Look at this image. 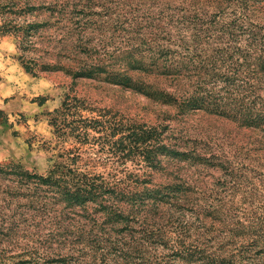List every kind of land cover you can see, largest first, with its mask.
Here are the masks:
<instances>
[{
  "label": "rangeland",
  "instance_id": "rangeland-1",
  "mask_svg": "<svg viewBox=\"0 0 264 264\" xmlns=\"http://www.w3.org/2000/svg\"><path fill=\"white\" fill-rule=\"evenodd\" d=\"M5 3L14 8H0V29L6 24L14 28L46 23L51 13L59 22L50 16L37 33L0 30V166L19 165L46 175L54 164L64 163L125 191L157 189L177 176L189 188V200L179 194L178 203L162 199L157 205L161 216L154 217L153 198L146 196L143 213L156 223L185 225L191 237L201 238L199 247L216 264L229 260L264 264V134L257 135L228 116L181 113L176 106L106 82L114 71L131 76L135 86L151 82L143 73L131 72V59L143 65L192 69L191 65L200 68L198 61L187 65L186 56L199 55L215 60L219 71L228 66V56L238 58V51L249 52L254 63L264 59V33L250 36L251 24L264 26V5L241 19L243 29H233L231 35L226 24L237 18L239 9L236 3L229 5L214 29L199 39L197 17H184L185 0H0V5ZM76 54L107 74L73 80L62 72H39L44 69L42 62L53 64L59 55ZM127 55L131 59L123 60ZM245 79L240 76L235 85ZM158 82L169 89L167 81ZM224 82L210 81L205 91H214L220 100L235 98L249 104ZM191 86H184L182 99L194 93ZM169 91L177 94L172 85ZM54 118L65 124L64 134L51 124ZM78 125L80 132L85 131L79 138L69 132ZM151 128L158 135L149 139ZM136 139L140 142L134 144ZM171 143L190 156H171L163 149ZM156 155L160 164L154 169L149 160ZM144 245L143 258L150 264L171 255L161 247ZM138 260V254L127 259L134 264ZM107 261L112 264L113 259Z\"/></svg>",
  "mask_w": 264,
  "mask_h": 264
},
{
  "label": "trees",
  "instance_id": "trees-1",
  "mask_svg": "<svg viewBox=\"0 0 264 264\" xmlns=\"http://www.w3.org/2000/svg\"><path fill=\"white\" fill-rule=\"evenodd\" d=\"M185 2L187 10L184 17H197L200 23L195 30L199 33L195 35L199 39H203L204 33L214 29L216 20L226 13L229 5L236 3L239 13L236 19L226 24L229 28L228 33L233 29L241 31L243 29L241 19L252 14L255 7L264 5V0H185ZM1 5L0 8L9 7L8 11L14 8L13 4ZM24 6L27 11H32L28 9L30 7L27 4ZM50 16H54L53 13ZM50 16L48 15L46 23H28L26 27L14 28L17 31L23 28L27 34L37 33L39 28L49 22ZM55 20L59 22V18ZM6 25L2 26L1 32H15L11 25L8 27ZM204 25L206 26L202 27ZM250 26L253 28L250 31L251 37L256 38L259 33H264V26L253 24ZM124 58L131 59L129 55L124 56L123 60ZM186 58H189L187 65H191V60L194 59L198 61L200 68L193 65L192 69L177 68L173 64L143 65L141 61L131 59V72L143 73L151 82L146 84L138 81L141 85L135 86L130 82L134 79L122 71H114L108 75L106 82L131 89L159 104L176 106L181 113L204 111L224 118L228 116L229 119L236 120L235 123L241 127L256 131L257 135L264 134V126H261V122L264 123V59H257L254 63L249 52L238 51V58L228 56V66L224 71H219L221 66L215 60L203 59L204 57L200 58L199 55H188ZM85 59L87 57L83 58L80 54L59 55L53 64L42 62L44 69L39 72H62L61 74L73 80L97 79L100 74H107L97 63L87 64ZM117 59L122 60L120 57ZM66 60H71L72 63H67ZM23 68L26 72H31L29 66ZM240 76H246V79L242 85H235ZM161 79L167 81L166 88L171 89V85L174 86V92L177 94L159 87L158 80ZM216 80L225 81V88L232 86L235 95L241 100L248 98L249 104L245 105L235 98H232V101L220 100L214 91H205L206 84ZM190 83L195 86H191L194 87V93L182 99L179 94L185 92L184 86ZM245 85L248 86L247 89ZM230 96L232 97V94ZM258 106L260 109L256 110L255 107ZM225 113L228 115H224ZM51 124L57 132L65 133L66 126L61 121L57 122L54 118ZM69 132L76 134L77 138L85 134V131H79V125L71 127ZM155 134L158 135L151 128L149 139ZM139 142L140 139H136L134 144ZM176 146V143H171L163 146V149L174 157L186 159L190 156L187 153H179L175 150ZM149 162L154 169L159 167L157 155ZM188 192L189 188L186 187L184 180L177 176L173 177L171 184H162V187L159 186L157 189L154 187L149 191L145 187L142 191H125L115 185H108L99 176L82 173L64 163L54 164L46 175L29 172L19 165L0 166V264H7V261L10 264H108L109 257L113 259L112 264H134L127 261L132 254L141 257L135 264H150L143 258L146 243L161 247L162 252L171 253L157 257L159 262L154 264H216V261L209 259L206 251L199 247L201 238L191 237L185 225L176 221H172L170 223L172 225L156 223L143 213V209L148 206L144 205L146 196L153 198L151 205L153 216L159 217L161 213L158 212L157 205L162 199L178 203V194L189 200L186 194ZM126 203L129 206L125 208ZM208 208L207 210H210V207ZM166 227L170 229L166 230ZM203 234L205 233L201 231L199 236ZM253 234H258V231ZM228 262L227 264H234L232 260Z\"/></svg>",
  "mask_w": 264,
  "mask_h": 264
}]
</instances>
